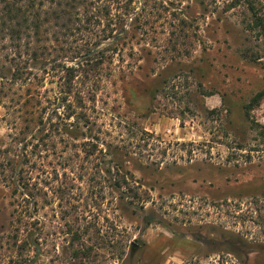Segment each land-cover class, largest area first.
<instances>
[{"label":"rangeland","instance_id":"1","mask_svg":"<svg viewBox=\"0 0 264 264\" xmlns=\"http://www.w3.org/2000/svg\"><path fill=\"white\" fill-rule=\"evenodd\" d=\"M95 1L19 52L0 41V166L46 130L30 163L42 193L20 236L33 235L32 264L233 263L227 233L264 243V97L246 117L264 92L249 2L264 21V0H134L121 26L116 5ZM55 65L80 68L72 106ZM74 122L78 138L57 131ZM8 184L0 176V264L16 255L23 205Z\"/></svg>","mask_w":264,"mask_h":264},{"label":"trees","instance_id":"2","mask_svg":"<svg viewBox=\"0 0 264 264\" xmlns=\"http://www.w3.org/2000/svg\"><path fill=\"white\" fill-rule=\"evenodd\" d=\"M116 5L117 9L120 10L119 13V23L120 26L124 17L129 16L132 13V5L134 0H105ZM110 3V4H111ZM249 7L252 12L251 16V28L255 29L257 27H262L264 30V21L255 10L253 3L249 2ZM84 9L87 14L91 11L96 10L95 0H0V41L8 40L10 41L15 49L19 52L22 47L23 41H37L44 32V29L51 25V23H56L55 26H64V22L67 24L73 23L75 20L76 11L79 9ZM103 12L100 17H109L111 15V10L109 5L104 6ZM120 37V36H118ZM30 43V42H29ZM27 47L30 48V45ZM93 52H88L86 56L92 55ZM85 56V57H86ZM37 54H34V58ZM90 65L89 61L87 62ZM103 64L102 59H97L88 68H92L90 71L97 70L99 66ZM54 69L60 73L63 71L64 76V89L60 92L62 95L61 105L72 106L69 102V97L73 93V82L76 78V74L79 73L80 68L75 66H63L55 65ZM89 70V69H88ZM2 68L0 67V73ZM12 71V70H11ZM89 72V71H88ZM4 73V71H3ZM14 75L17 78H22L24 73L20 69H15ZM264 97V92L259 93L255 96L251 102L246 106V117L250 120L252 110L260 104L261 99ZM73 116L68 114V120ZM71 129V127H73ZM57 131H64L63 133L69 137L78 138V133L80 127L78 123L74 122L70 127H61V123L56 124ZM28 132H24L23 142L27 141V136L30 135V128H27ZM45 129H40L36 134L31 135L29 141L24 143V152L17 158L8 160L7 164L4 163L0 166V176H2L6 183L9 182L8 187L13 188V195L19 194L22 200V210L15 216L16 220L13 222L12 234L8 237V249H16V255H11L9 257L8 264H32L34 263V258L30 256L32 252L37 253L35 250V241L33 240V235L28 234L25 240H20L21 227L28 224V221L32 218L31 208L37 205L36 198L42 193V189H38V183L34 181L32 176V171L30 170L31 154L40 147H47V142L44 137H41L45 132ZM40 139L36 145H32V151H27L30 144L33 141ZM125 181V180H124ZM115 186L117 189L121 188V183L116 182ZM78 241L81 240V235L76 233ZM7 238V237H5ZM2 239V238H1ZM4 239V238H3ZM226 245V255L233 258V263L231 264H264V243L249 240L241 235H235L227 233L226 237L223 238ZM14 251V250H13ZM134 251V249H133ZM133 253H130V257ZM122 254L120 259H122Z\"/></svg>","mask_w":264,"mask_h":264}]
</instances>
